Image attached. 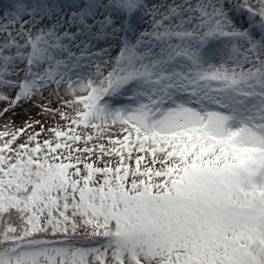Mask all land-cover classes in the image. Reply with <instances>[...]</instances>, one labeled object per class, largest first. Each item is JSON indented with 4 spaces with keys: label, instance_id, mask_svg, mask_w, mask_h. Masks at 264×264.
<instances>
[{
    "label": "snow or ice",
    "instance_id": "6c2138e0",
    "mask_svg": "<svg viewBox=\"0 0 264 264\" xmlns=\"http://www.w3.org/2000/svg\"><path fill=\"white\" fill-rule=\"evenodd\" d=\"M25 103L54 123L0 130V264H264V0H11Z\"/></svg>",
    "mask_w": 264,
    "mask_h": 264
},
{
    "label": "rangeland",
    "instance_id": "374dc122",
    "mask_svg": "<svg viewBox=\"0 0 264 264\" xmlns=\"http://www.w3.org/2000/svg\"><path fill=\"white\" fill-rule=\"evenodd\" d=\"M11 3V0H0V16L3 15V8ZM112 55H116V52L113 51ZM4 107L3 104H0V108ZM38 109L35 108L32 104H22L20 107L15 109V113L9 112L6 116L0 119V130H3V124L5 121L11 119L14 121L15 127H20L22 122L26 117L31 116L35 120H46V126L54 123V121L47 119L46 117L37 115ZM38 130V129H37ZM43 139V137H41Z\"/></svg>",
    "mask_w": 264,
    "mask_h": 264
},
{
    "label": "trees",
    "instance_id": "16d2710c",
    "mask_svg": "<svg viewBox=\"0 0 264 264\" xmlns=\"http://www.w3.org/2000/svg\"><path fill=\"white\" fill-rule=\"evenodd\" d=\"M38 129V128H37Z\"/></svg>",
    "mask_w": 264,
    "mask_h": 264
}]
</instances>
